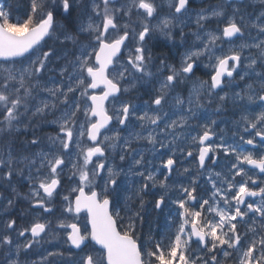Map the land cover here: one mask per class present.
<instances>
[{
	"label": "snow or ice",
	"instance_id": "obj_1",
	"mask_svg": "<svg viewBox=\"0 0 264 264\" xmlns=\"http://www.w3.org/2000/svg\"><path fill=\"white\" fill-rule=\"evenodd\" d=\"M196 3L29 0L22 20L0 5V264H264V110L241 115L233 143L217 137L215 120L185 134L198 109L229 99L225 89L237 78L245 86L232 93L233 103L247 111L259 101L264 109V0ZM189 13L196 26L190 44ZM214 19L223 27L212 31L206 25ZM174 32L185 47L179 66L149 47L156 34L171 40ZM201 57L213 69L208 80L196 76ZM145 85L149 100L141 110L124 97ZM44 127L55 134H41ZM189 139L197 170L183 169L189 183L171 200L174 231L141 240L144 197L159 185L154 208L168 207V178L179 174L180 157L193 156L183 144ZM141 141L153 154L166 150L162 179L149 169ZM221 152L232 158L227 173L211 167ZM129 175L142 178L139 187L125 186L121 177ZM201 176L209 189L201 188ZM25 185L26 193L19 190ZM56 197L61 208L53 222L46 217L54 215ZM18 201L35 214L23 227L13 218ZM59 232L66 250L35 252Z\"/></svg>",
	"mask_w": 264,
	"mask_h": 264
},
{
	"label": "flooded vegetation",
	"instance_id": "obj_2",
	"mask_svg": "<svg viewBox=\"0 0 264 264\" xmlns=\"http://www.w3.org/2000/svg\"><path fill=\"white\" fill-rule=\"evenodd\" d=\"M216 3H219V0H197V3L193 5V7L196 9L207 8L210 5H214ZM10 7L14 8L13 10H16V8H19V10L22 11L20 7L16 6V4L13 7L12 6ZM189 15L191 16V19L188 21L190 27H187L184 29L186 36H188V40H187L188 44L192 43V40L194 39L193 37H191L190 33L196 30L195 16L192 13H189ZM218 26L223 27V24L218 25V22L215 19L206 25V27H208V29L212 31H215ZM176 31H179V29H177ZM180 44H181L180 38L178 35H176V32H174L173 39L171 40H167L163 36L156 34L154 39L149 43V47H151L154 57H159L161 54L167 55L169 57L168 63L179 66L180 57L185 51V47L180 46ZM224 47L225 49H227L228 46L224 45ZM200 64L201 66H200V69L196 72V76L203 80H208L209 73H211L213 69L211 67H205V65L208 64V61L204 57L200 58ZM244 86H245V81H239L237 78V81L230 88L225 89V91L229 93V99H227L223 103V105H217L215 103L213 105L205 104L203 108L198 109L196 111V117L190 120L191 127L187 128L185 134L187 135L188 133H190L191 136H195L200 131L199 126H202L205 123H209L211 120H215L216 125L214 126V128L217 133V137H219L220 135H223L224 139H226L229 143H233L234 142L233 133L237 131V124L240 121L241 115L242 114L250 115L253 111L258 113L259 111L264 110V109L257 107V105L259 104V101L250 103L247 107V111H242V108L240 107L242 102L236 101L235 103H233V100L231 99L232 93L240 92L242 88H244ZM156 87H158V85H156ZM187 89H190V85H187ZM135 91L141 94L142 96L141 98L149 100L148 87L138 86ZM151 91H154V89H151ZM178 91H179V94L182 96H187L188 94L185 86H181V89H179ZM220 94L223 95L224 93H220ZM217 108H219V110H217ZM173 110L177 111V113L180 114L178 108H174ZM173 118H177V117L174 116ZM242 128H243V125H240L241 133H242ZM43 131H44V128H43ZM20 139L23 140L25 139V137H20ZM213 139H216V137H214ZM235 139L238 140V137ZM177 143H181V141H178ZM258 143H259V140H258ZM183 144L184 146H191V150L193 151V156L192 157H187V156L180 157L178 160L179 174L176 171H174L172 175L169 176L168 178L169 179L168 184L172 185L173 187L170 188L171 190L169 192V197L171 199H166V202L167 203L170 202L168 207H170L173 210V216H174L173 222H174V218L177 213H176V205L172 204L171 200L176 199L178 195V192H176L174 188L176 187L178 189L180 184L187 185L189 183L190 173H194L197 170V152L195 151V145L192 144L190 139L187 141H183ZM245 149L247 151H254L252 146H248V145H245ZM231 159H232L231 157H225L223 153L221 152L219 154L217 165H212L211 167L216 172L227 173L228 165ZM117 162L119 161L117 160ZM160 166H161V163H160ZM246 167H251V166H246ZM161 168L164 169L162 166ZM184 168H189L190 173H184L183 172ZM252 171L255 172L258 170L253 169ZM166 175H167V172H166ZM240 179H241L240 177H236L237 181H239ZM206 180H207L206 176L200 177V184H201V188L203 189H209L211 187L210 184L206 183ZM62 183H65V181H62ZM19 190L21 192L26 193L27 186L26 185L20 186ZM154 190H156V187H154ZM2 191L3 189H0V192ZM200 191L201 189L198 188V192ZM63 194L64 193H62L61 195ZM159 195L160 194L158 193L151 194V192H149V194L144 197L145 205H144V210L142 213L143 216L147 212V209H150L153 212V214H160L162 212V210H158L154 208V200L158 199ZM208 195H210V192L206 193L204 198H207ZM120 202L121 204L123 203V201H120ZM133 206H135V202L133 203ZM60 208H61V197H56L54 201V206H53L54 215L48 216L46 218L55 222L56 217L60 215V212H59ZM21 215L24 216L23 220L19 219ZM34 215L35 214L30 209L27 201H18L17 207L13 210V218H17L18 223L22 227L27 225L32 220ZM85 215H86L85 213L80 214V223L82 227L84 226V223L86 222ZM122 215H123V212H122ZM138 231L140 232L141 240H144L148 236L149 232L151 233V236L155 240L161 239L159 237L158 231H155L154 228L152 227V218L147 219L144 216L143 226L138 228ZM90 246L95 247L97 249L99 248V245H96L95 242H91ZM67 247L68 246L64 244L63 233L59 232L55 238L48 236L42 239L39 245L35 246V252L36 253H46L47 251H58V250L64 251L67 249ZM73 251L75 252L77 250H73ZM66 256H67V252H66ZM30 259L39 260L40 256L32 255ZM229 264H233L232 260H229Z\"/></svg>",
	"mask_w": 264,
	"mask_h": 264
},
{
	"label": "rangeland",
	"instance_id": "obj_3",
	"mask_svg": "<svg viewBox=\"0 0 264 264\" xmlns=\"http://www.w3.org/2000/svg\"><path fill=\"white\" fill-rule=\"evenodd\" d=\"M4 6H5V4H4ZM9 8L12 12V15L14 17H16L18 20H22L25 18L26 12L20 11L19 8H16V10H13L14 8H11L10 6H8L6 8V10ZM57 20L60 23L64 22L62 17H58ZM40 47H44V44H42ZM145 86L147 87V85H145ZM98 90L99 89L96 90L97 94H99V92H100V90L99 91ZM135 90L136 89H133L128 94H125L124 98L125 99H131L133 101V103H135L141 110H146L145 109V102L148 101V99L141 98L142 97L141 94ZM55 131H56V129L54 127H44V131L42 134H44V133L55 134ZM122 135H127V133H122ZM138 143L143 144L145 157L147 160L151 161V163L149 164V169L156 171L157 179H162L163 176L166 175V172L164 169L161 168L160 163H161V156L164 152H166V150L164 149L163 153L159 151V152H156L155 154H153L148 150L150 148V146L146 145L145 142L141 141ZM163 158L166 159L167 157L164 156ZM116 163L120 164L121 162L116 161ZM124 163H127V161H125ZM121 180H124L126 187L135 188V187H139V184H140L142 178L138 177V176L129 175L127 178L122 176ZM168 182H169V179H168ZM174 189L176 192H178L177 191L178 189L176 187ZM170 190H169V192H170ZM163 191L164 190L162 188H160L159 185H157L156 190H154V187H153L150 189L149 192H151V194H153V193L163 194ZM169 192H168V197H169ZM64 194H66V192ZM121 201H123V196L121 197ZM167 204L169 205L170 202H168ZM170 213H171V215H170ZM144 216L147 219L152 218V227L154 228L155 231H158L160 238L166 237L167 235H169L171 233V231H174V229H172L170 227V225L173 223V217H174L173 216V210L170 207H165V209H163L160 214H153V212L150 209H147V212L145 213Z\"/></svg>",
	"mask_w": 264,
	"mask_h": 264
},
{
	"label": "trees",
	"instance_id": "obj_4",
	"mask_svg": "<svg viewBox=\"0 0 264 264\" xmlns=\"http://www.w3.org/2000/svg\"><path fill=\"white\" fill-rule=\"evenodd\" d=\"M2 2L5 4V8L8 6L13 7L16 4V6L26 13L29 10V0H0V5H4Z\"/></svg>",
	"mask_w": 264,
	"mask_h": 264
},
{
	"label": "bare ground",
	"instance_id": "obj_5",
	"mask_svg": "<svg viewBox=\"0 0 264 264\" xmlns=\"http://www.w3.org/2000/svg\"><path fill=\"white\" fill-rule=\"evenodd\" d=\"M141 145L143 146V144H141ZM160 152H162V153H163V152H164V149L160 150ZM125 164H127V163H125Z\"/></svg>",
	"mask_w": 264,
	"mask_h": 264
},
{
	"label": "water",
	"instance_id": "obj_6",
	"mask_svg": "<svg viewBox=\"0 0 264 264\" xmlns=\"http://www.w3.org/2000/svg\"><path fill=\"white\" fill-rule=\"evenodd\" d=\"M42 42H43V41H42ZM42 42H41V43H42Z\"/></svg>",
	"mask_w": 264,
	"mask_h": 264
}]
</instances>
